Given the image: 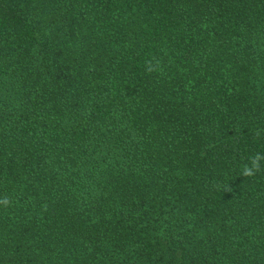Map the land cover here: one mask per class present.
Listing matches in <instances>:
<instances>
[{"label":"trees","instance_id":"16d2710c","mask_svg":"<svg viewBox=\"0 0 264 264\" xmlns=\"http://www.w3.org/2000/svg\"><path fill=\"white\" fill-rule=\"evenodd\" d=\"M256 154L264 0H0V264H264Z\"/></svg>","mask_w":264,"mask_h":264},{"label":"clouds","instance_id":"9594fccd","mask_svg":"<svg viewBox=\"0 0 264 264\" xmlns=\"http://www.w3.org/2000/svg\"><path fill=\"white\" fill-rule=\"evenodd\" d=\"M152 69H149V71H151ZM261 159H264V157H262L260 154H256L252 159H251V166L245 165L242 171V175L246 176V177H251L254 176L256 174V172H258L260 170L259 167V161ZM225 191H227V189H225ZM5 203H7V201L5 200Z\"/></svg>","mask_w":264,"mask_h":264}]
</instances>
